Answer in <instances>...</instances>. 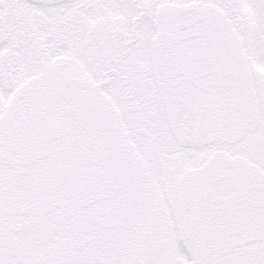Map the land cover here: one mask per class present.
<instances>
[{"label": "snow or ice", "instance_id": "1", "mask_svg": "<svg viewBox=\"0 0 264 264\" xmlns=\"http://www.w3.org/2000/svg\"><path fill=\"white\" fill-rule=\"evenodd\" d=\"M0 264H264V0H0Z\"/></svg>", "mask_w": 264, "mask_h": 264}]
</instances>
